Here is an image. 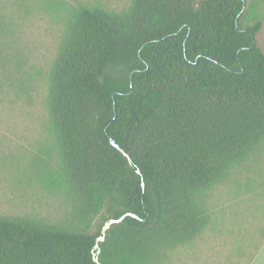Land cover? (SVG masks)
Segmentation results:
<instances>
[{"label":"trees","instance_id":"16d2710c","mask_svg":"<svg viewBox=\"0 0 264 264\" xmlns=\"http://www.w3.org/2000/svg\"><path fill=\"white\" fill-rule=\"evenodd\" d=\"M35 8L61 24L44 73L23 30ZM263 24L264 0H0V114L45 85L29 172L60 209L1 215L0 264H171L201 239L214 193L264 165Z\"/></svg>","mask_w":264,"mask_h":264},{"label":"rangeland","instance_id":"374dc122","mask_svg":"<svg viewBox=\"0 0 264 264\" xmlns=\"http://www.w3.org/2000/svg\"><path fill=\"white\" fill-rule=\"evenodd\" d=\"M77 1L111 10H121L130 3V0ZM23 30L32 50L31 65L44 73L60 39L59 19L35 8L23 21ZM256 43L264 51V24ZM37 89L31 104L0 114V216L50 218L59 214L58 202L31 181L29 172L33 157L49 140L45 85L41 82ZM250 178L258 181L251 183V189L258 195H251L247 189L246 181ZM238 179L241 184L232 182L214 193L215 224L190 247L176 252L171 264H248L239 254L242 251L250 254V244L258 237V229H264V165L256 173L246 172Z\"/></svg>","mask_w":264,"mask_h":264},{"label":"water","instance_id":"95a60500","mask_svg":"<svg viewBox=\"0 0 264 264\" xmlns=\"http://www.w3.org/2000/svg\"><path fill=\"white\" fill-rule=\"evenodd\" d=\"M253 48H254V47H251L252 50H253ZM110 142H111V144H112L114 147H116L117 149H119V150L121 151L122 154L127 155L126 152L118 146V144L116 143V141H115L114 138L111 137V138H110ZM138 173H141V172L138 171ZM143 187H145V184H144V183H143ZM127 216H131V217H134V218L137 217V216L134 215V214H127V215L122 216V217L119 218V219L111 220V221L107 222V223L104 225V227H103V229H102V237H100V238L98 239V242H97V245H96V249H98V253H97V254L100 253L98 243H99V242H103V241L105 240L107 232L111 229V227H112L113 225H115V224H120V223H121V222H122ZM97 254H94V258H95L96 262H98Z\"/></svg>","mask_w":264,"mask_h":264},{"label":"crops","instance_id":"0c3cea01","mask_svg":"<svg viewBox=\"0 0 264 264\" xmlns=\"http://www.w3.org/2000/svg\"><path fill=\"white\" fill-rule=\"evenodd\" d=\"M250 264H264V244Z\"/></svg>","mask_w":264,"mask_h":264}]
</instances>
